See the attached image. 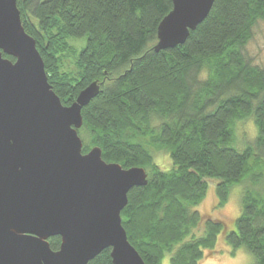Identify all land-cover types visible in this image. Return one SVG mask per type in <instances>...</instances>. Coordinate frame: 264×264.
<instances>
[{
	"label": "trees",
	"instance_id": "obj_1",
	"mask_svg": "<svg viewBox=\"0 0 264 264\" xmlns=\"http://www.w3.org/2000/svg\"><path fill=\"white\" fill-rule=\"evenodd\" d=\"M16 5L63 106L91 83L100 85L81 109L82 153L99 148L105 163L147 174L120 214L143 262L200 264L225 245L231 255L243 248L264 264V69L244 55L254 26L264 23V0H214L182 45L158 52L157 27L171 0ZM247 120L254 136L239 147L237 126ZM159 152L171 163L166 171L154 162ZM237 186L234 229L196 210L209 192L224 206ZM48 244L57 251L60 239ZM88 264H112L110 249Z\"/></svg>",
	"mask_w": 264,
	"mask_h": 264
},
{
	"label": "water",
	"instance_id": "obj_2",
	"mask_svg": "<svg viewBox=\"0 0 264 264\" xmlns=\"http://www.w3.org/2000/svg\"><path fill=\"white\" fill-rule=\"evenodd\" d=\"M171 2L155 52L182 45L214 0ZM99 88L93 82L63 106L16 0H0V264H88L107 249L112 264H145L120 217L145 170L107 164L99 148L82 153L81 109Z\"/></svg>",
	"mask_w": 264,
	"mask_h": 264
},
{
	"label": "rangeland",
	"instance_id": "obj_3",
	"mask_svg": "<svg viewBox=\"0 0 264 264\" xmlns=\"http://www.w3.org/2000/svg\"><path fill=\"white\" fill-rule=\"evenodd\" d=\"M69 43L79 48L84 45V40H70ZM244 55L249 64L264 69V23L258 22L254 26L252 30V38L244 49ZM66 66L69 71L74 69L71 60L66 61ZM253 136L254 129L251 121L247 120L239 123L237 126L239 147H241L240 142H249ZM154 162L164 171L168 170L171 166L168 156L165 153H155ZM239 188L240 186H237L232 189L233 191L230 193L229 201L222 207L217 206L214 194L212 192H207V197L196 208V210L204 217L210 216L214 219H219L226 225H230L233 222L231 226H228V230L234 229V218L238 216L237 214L240 209L239 204L241 191ZM217 250L219 251L208 254L200 264H254V259L243 248L237 250L233 255L229 253L230 250L225 245L223 247L219 245Z\"/></svg>",
	"mask_w": 264,
	"mask_h": 264
}]
</instances>
